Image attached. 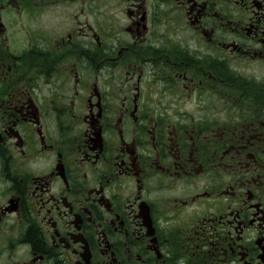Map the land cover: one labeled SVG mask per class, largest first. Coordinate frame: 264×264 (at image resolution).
Listing matches in <instances>:
<instances>
[{"label": "flooded vegetation", "instance_id": "flooded-vegetation-1", "mask_svg": "<svg viewBox=\"0 0 264 264\" xmlns=\"http://www.w3.org/2000/svg\"><path fill=\"white\" fill-rule=\"evenodd\" d=\"M0 264H264V0H0Z\"/></svg>", "mask_w": 264, "mask_h": 264}, {"label": "trees", "instance_id": "trees-1", "mask_svg": "<svg viewBox=\"0 0 264 264\" xmlns=\"http://www.w3.org/2000/svg\"><path fill=\"white\" fill-rule=\"evenodd\" d=\"M29 234V233H28ZM28 239L31 240V242L35 245V244H38V237H37V234L35 231L31 232L29 235H28Z\"/></svg>", "mask_w": 264, "mask_h": 264}]
</instances>
